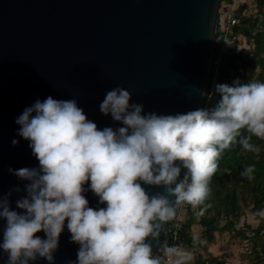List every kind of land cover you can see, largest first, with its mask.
I'll return each instance as SVG.
<instances>
[{"label":"clouds","instance_id":"1","mask_svg":"<svg viewBox=\"0 0 264 264\" xmlns=\"http://www.w3.org/2000/svg\"><path fill=\"white\" fill-rule=\"evenodd\" d=\"M216 91L221 99L212 108L145 114L143 104L130 103L132 93L117 86L99 105L120 125L116 128L100 129L76 99L48 96L26 107L15 120L17 135L29 141L38 167L9 169L27 182L16 210L9 197L21 189L0 194L5 264L38 259L55 264L65 226L79 245L77 260L68 264H162L149 238L160 236L178 205L204 206L200 215L211 207L210 182L224 151L237 143L261 151L252 140L264 141V83L237 78L231 86L216 85ZM254 172L250 165L241 175L253 180ZM142 185L164 191L150 194ZM89 190L106 207L89 206L84 195ZM256 215L264 216V209ZM198 239L193 237V246ZM163 252L174 257L172 264L193 260L192 252L179 246L165 245Z\"/></svg>","mask_w":264,"mask_h":264},{"label":"water","instance_id":"2","mask_svg":"<svg viewBox=\"0 0 264 264\" xmlns=\"http://www.w3.org/2000/svg\"><path fill=\"white\" fill-rule=\"evenodd\" d=\"M218 5L219 0H0V194L21 189L9 197L12 208L26 195L27 182L9 169L38 167L29 141L17 135L15 120L26 107L48 96L76 99L100 129L120 126L99 110L117 86L130 91V103L143 104L145 114L201 108ZM13 139L19 141L15 146ZM142 186L150 194L164 191ZM84 195L89 206L106 207L90 190ZM167 223L157 239L149 238L153 254ZM70 236L65 226L55 264L77 260L79 245ZM6 260L0 254V264Z\"/></svg>","mask_w":264,"mask_h":264},{"label":"trees","instance_id":"3","mask_svg":"<svg viewBox=\"0 0 264 264\" xmlns=\"http://www.w3.org/2000/svg\"><path fill=\"white\" fill-rule=\"evenodd\" d=\"M242 12L236 28V34L240 38L231 44L229 54L222 57L216 73L211 67L201 107L212 108L221 99L216 91L218 84L231 86L237 78L242 82L251 80L264 83V0H254L251 6L246 5ZM252 142L260 147L258 154L244 150L237 143L225 150L219 158L218 170L210 182L211 196L206 201L211 207L205 208L203 215L199 213L204 206L193 209L189 205L186 209L182 232L184 249H194L197 252L191 264H225L221 260L224 252L221 251L216 256L209 255L208 246L215 243L217 234L234 233L236 222L244 215V209L251 215H256L264 209V141L253 137ZM250 165L255 166L253 180L241 175L243 169ZM183 174L182 171L181 178ZM194 227L201 230V236L195 246L192 235ZM246 227L252 235L244 239L252 243L253 264H264V238L260 234L263 226L259 225L253 230L249 226ZM237 235L241 234L237 232ZM202 250L208 256H202L199 253Z\"/></svg>","mask_w":264,"mask_h":264},{"label":"built area","instance_id":"4","mask_svg":"<svg viewBox=\"0 0 264 264\" xmlns=\"http://www.w3.org/2000/svg\"><path fill=\"white\" fill-rule=\"evenodd\" d=\"M253 1L254 0H219L214 53L211 62L214 73H216L222 57L229 54V47L231 44L234 40L240 38L236 34V28L243 15L242 9L246 5L251 6ZM188 206V204L178 205L176 207L175 218L167 223L166 232L161 239L156 253L161 257L162 264H172L174 260V257L169 258L164 254L163 248L165 245H175L179 246L181 249L185 248L182 232L184 230L185 211Z\"/></svg>","mask_w":264,"mask_h":264},{"label":"rangeland","instance_id":"5","mask_svg":"<svg viewBox=\"0 0 264 264\" xmlns=\"http://www.w3.org/2000/svg\"><path fill=\"white\" fill-rule=\"evenodd\" d=\"M243 214L240 220L236 222L234 233L222 232L220 235L217 234L214 246L212 247L209 245L212 254L218 255L221 251L224 252L223 255H221V260H223L225 264H253L251 257L252 243L244 239L252 236L250 230H248L246 226H249L251 230L257 228L259 225L263 226V230L260 234L264 238V216L251 215L247 209H244ZM222 224L223 223H219V225ZM237 232L241 235L238 236Z\"/></svg>","mask_w":264,"mask_h":264},{"label":"crops","instance_id":"6","mask_svg":"<svg viewBox=\"0 0 264 264\" xmlns=\"http://www.w3.org/2000/svg\"><path fill=\"white\" fill-rule=\"evenodd\" d=\"M192 235H193V237H200L201 236V230H200V228L199 227H194L193 229H192ZM216 239V238H215ZM205 244V242L203 241L202 242V245H204ZM210 246H214V243L213 244H210ZM210 246H208V251H207V253H210L209 255H212V256H216L217 254H212V252L210 251V249H209V247ZM184 250H187V249H184ZM189 251H191L192 252V254H193V257L197 254V252H196V250H194V249H191V250H189ZM199 253L200 254H202V256H208V255H206V252L205 251H199ZM193 261V260H192ZM192 261H190L189 262V264H191L192 263Z\"/></svg>","mask_w":264,"mask_h":264}]
</instances>
